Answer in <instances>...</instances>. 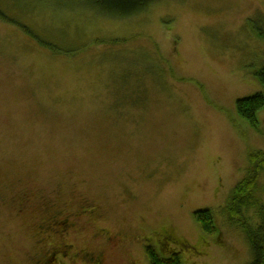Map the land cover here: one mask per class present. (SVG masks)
Masks as SVG:
<instances>
[{"label":"rangeland","instance_id":"1","mask_svg":"<svg viewBox=\"0 0 264 264\" xmlns=\"http://www.w3.org/2000/svg\"><path fill=\"white\" fill-rule=\"evenodd\" d=\"M148 5L119 17L90 0H0V264H32L49 204L95 208L74 237L107 264H149L145 237L162 253L163 229L175 236L163 253L184 264H248L228 207L248 173L264 203V167L248 160L264 152V108L258 128L235 108L264 94V0ZM25 193L32 208L18 214ZM202 208L219 243L193 219Z\"/></svg>","mask_w":264,"mask_h":264},{"label":"trees","instance_id":"2","mask_svg":"<svg viewBox=\"0 0 264 264\" xmlns=\"http://www.w3.org/2000/svg\"><path fill=\"white\" fill-rule=\"evenodd\" d=\"M156 0H90L91 5L97 6L104 14L123 17L140 12L147 8L150 2ZM0 18L7 20V16L0 11ZM256 35L264 37V28L255 26ZM255 77L264 86V66L254 72ZM237 114L247 120L251 126L258 128L259 121L256 112L264 108V94L257 91L249 96L239 97L235 100ZM250 166L254 173L264 167V152L258 150L248 155ZM257 182L253 173H248L240 179L233 187V196L228 207V215L233 225L242 228L249 244L250 258L248 264H264V203L260 202L254 194ZM256 209V218L253 224H249L246 215ZM193 219L200 225L201 229L214 238L215 243L220 242L221 229L215 222L214 216L209 208L196 209L192 212ZM243 216V217H242ZM251 220V219H250ZM160 247V246H159ZM162 253L153 245H145V253L149 264H184L179 251H172L168 255L166 250L160 247Z\"/></svg>","mask_w":264,"mask_h":264},{"label":"flooded vegetation","instance_id":"3","mask_svg":"<svg viewBox=\"0 0 264 264\" xmlns=\"http://www.w3.org/2000/svg\"><path fill=\"white\" fill-rule=\"evenodd\" d=\"M32 195L25 193L17 200V213L22 214L30 210ZM45 205V204H44ZM41 207H44L43 204ZM95 208L82 207L79 211L65 212L63 207H52L51 204L43 212L41 220L36 226H32L36 233L35 253L31 259L32 264H107L105 250L87 249L76 243L74 234L80 229L76 216L94 215ZM105 240L112 242L118 236H109L108 231L103 229ZM121 239V238H120ZM175 242V236L169 230L163 229L157 233L156 244L164 247ZM180 247L185 248V242L181 241ZM149 237H145V245H149ZM151 245V244H150ZM168 248V247H166ZM170 252H172L170 250Z\"/></svg>","mask_w":264,"mask_h":264}]
</instances>
